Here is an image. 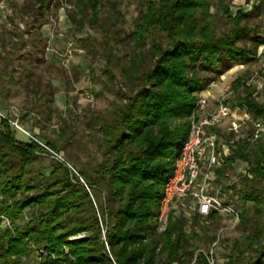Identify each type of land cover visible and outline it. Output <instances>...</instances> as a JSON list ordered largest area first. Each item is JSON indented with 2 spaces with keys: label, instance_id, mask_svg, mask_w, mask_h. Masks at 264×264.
<instances>
[{
  "label": "trees",
  "instance_id": "16d2710c",
  "mask_svg": "<svg viewBox=\"0 0 264 264\" xmlns=\"http://www.w3.org/2000/svg\"><path fill=\"white\" fill-rule=\"evenodd\" d=\"M53 1L28 0L24 12L40 17ZM101 2L76 0V12L68 15L71 24L82 26L88 21L91 28L106 35L107 25L99 18ZM212 2L145 0L132 34L136 41L132 60L118 57L107 40L106 74L114 81L118 69L122 81L116 94L119 103L109 116H94L88 124L101 135L97 165H79L67 154L64 163L53 160L51 170L44 173L37 164L45 149L28 136L22 140L18 137L22 132L3 122L0 218L6 217L16 231L5 228L0 219V264H25L32 256L36 264H173L192 258L195 248L189 240L193 235L183 232L188 210L178 208V215L173 210L165 231H158L164 186L188 139L196 96L234 65L250 62L264 45L261 30L249 27L256 7L252 11L240 8L233 14L230 6L219 2L218 9L232 26L218 36L209 30L213 22L203 25L211 15ZM200 10L203 15L196 16ZM249 40L252 44L247 48ZM246 94L238 105L264 120V95L255 100ZM60 137L61 145L46 137L44 144L60 153L69 142L63 131ZM244 140L234 142L230 157L217 170L221 181L240 162L248 165L252 175V179L243 176L241 189L231 188L243 202L251 203L254 216L247 211L240 214L245 236L227 264H264V139L255 151ZM69 164L79 177L66 167ZM191 215L193 220H205ZM82 233L88 237L67 242Z\"/></svg>",
  "mask_w": 264,
  "mask_h": 264
},
{
  "label": "rangeland",
  "instance_id": "374dc122",
  "mask_svg": "<svg viewBox=\"0 0 264 264\" xmlns=\"http://www.w3.org/2000/svg\"><path fill=\"white\" fill-rule=\"evenodd\" d=\"M27 2L28 0H7L0 13V112L8 119L2 120L1 128L4 121L12 128L15 127L11 123H15L23 131L24 135L18 134L22 140H27L26 133L38 139L30 137L47 152L37 164V167L44 169V173L51 170L53 160L64 163L67 154L74 157L79 165H97L101 161L98 144L101 135L93 132L88 124L94 116H109L113 105L119 103L116 94L122 81L118 69L114 70V81L106 74L108 65L104 52L105 43L110 40L115 47V54L125 61L134 59L133 48L136 41L132 34L137 18L144 10L145 0H102L99 18L101 24L107 25L106 35L98 28H91L88 21L82 26L74 27L71 24L68 15L76 12V0H54L49 11L40 17H34L30 11L24 12ZM219 2L230 6L233 14L240 8L252 11L256 7L258 12L256 10L255 15L250 18L249 27L259 28L264 37V0H213L209 9L211 15L205 18L203 25L213 22L212 29L209 30H214L218 36L228 32L232 26L218 9ZM201 11L196 16L203 15ZM88 16L91 17L90 11ZM81 39L88 41L83 45ZM70 41L75 42L76 52L72 59L65 61L60 55H63L64 48ZM150 44L151 40L147 41L146 48ZM251 44L249 40L247 48ZM238 47H243V44L238 43ZM250 59V62L234 65L212 80L196 96L197 103L200 97H204L212 108L219 99L225 97L234 112V118L243 119L249 113L238 105L239 100L247 96L246 92L251 93L255 100L257 97L261 100L264 95V45L259 47L257 56ZM208 77L214 76L209 74ZM192 117L191 115L188 120L189 134L193 124ZM234 118L211 133L220 136V142L230 143V149H233L231 146L235 147L234 142L245 139L255 151L261 139L254 137L253 125L246 123L234 134L229 131ZM62 131L69 142L64 150L55 153L44 143L47 138L61 145ZM71 165L66 167L79 177ZM243 176L252 179L248 165L238 162L220 183L232 184L241 189ZM81 183H84L82 179ZM235 202L240 213L247 211L250 217L254 216L251 203L243 202L238 195H235ZM175 210L178 215V208ZM184 214L183 232L193 235L189 245L195 248V253L192 258L185 259L186 262L173 264H210L207 257L211 253L215 264H227L229 256L235 252V246L245 236L242 224H235L230 218L220 216H215L214 221L205 219L200 222L193 220L191 214ZM0 219L5 228L15 233V227L6 217ZM166 228L167 225L162 228L159 225V233ZM87 237V233H82L70 237L67 242L81 241ZM200 254L203 255L202 259L199 258ZM24 263L36 264L33 256L24 260Z\"/></svg>",
  "mask_w": 264,
  "mask_h": 264
},
{
  "label": "built area",
  "instance_id": "2783aa9c",
  "mask_svg": "<svg viewBox=\"0 0 264 264\" xmlns=\"http://www.w3.org/2000/svg\"><path fill=\"white\" fill-rule=\"evenodd\" d=\"M6 1H0V13L5 8ZM75 52L76 44L70 41L60 56L67 61L73 58ZM192 116L191 132L174 162L172 175L163 189L158 209V223L161 228L167 225L172 211L180 208L203 219L212 216L228 217L238 224L241 213L231 190L233 185L220 183L217 175L218 168L231 155L230 145L224 141L220 142L222 138L211 133L230 118H234V112L225 97L219 99L212 108L207 98L200 97ZM2 120L8 121L0 112V129ZM246 123L253 125L256 139H264V120L251 114H245L243 119L234 118L229 131L238 133ZM11 124L23 133L17 124ZM26 134L36 140L29 133ZM211 255L207 257L208 262L215 264V259Z\"/></svg>",
  "mask_w": 264,
  "mask_h": 264
}]
</instances>
